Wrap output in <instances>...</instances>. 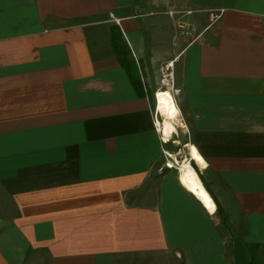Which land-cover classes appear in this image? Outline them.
<instances>
[{
  "label": "crops",
  "instance_id": "1",
  "mask_svg": "<svg viewBox=\"0 0 264 264\" xmlns=\"http://www.w3.org/2000/svg\"><path fill=\"white\" fill-rule=\"evenodd\" d=\"M167 59L214 213L162 172ZM0 264H264V0H0Z\"/></svg>",
  "mask_w": 264,
  "mask_h": 264
},
{
  "label": "rangeland",
  "instance_id": "2",
  "mask_svg": "<svg viewBox=\"0 0 264 264\" xmlns=\"http://www.w3.org/2000/svg\"><path fill=\"white\" fill-rule=\"evenodd\" d=\"M181 14L180 12L179 15ZM175 26L177 31H181L185 36L182 29L177 24ZM170 62L169 59L165 61L153 60L149 65V74H144L147 94L154 108L155 122L157 124L158 121V129L160 128L159 131L163 134H161L164 141L162 172L168 170L179 179L181 165L189 159L205 185L204 180H206L208 173L205 168H200L192 160L193 149L189 127L178 106V95L181 93V89L175 80L174 65L167 67ZM172 94H174L175 99ZM166 124H169L170 127H167ZM227 220L225 219L224 223L227 224Z\"/></svg>",
  "mask_w": 264,
  "mask_h": 264
},
{
  "label": "bare ground",
  "instance_id": "3",
  "mask_svg": "<svg viewBox=\"0 0 264 264\" xmlns=\"http://www.w3.org/2000/svg\"><path fill=\"white\" fill-rule=\"evenodd\" d=\"M172 97L175 99L174 94H172ZM166 126L170 127L169 124H166ZM180 170L179 180L182 185L195 195L210 212L214 213L217 208L216 203L200 179L191 161L189 159L184 161Z\"/></svg>",
  "mask_w": 264,
  "mask_h": 264
},
{
  "label": "built area",
  "instance_id": "4",
  "mask_svg": "<svg viewBox=\"0 0 264 264\" xmlns=\"http://www.w3.org/2000/svg\"><path fill=\"white\" fill-rule=\"evenodd\" d=\"M210 13V21L211 23L219 19L222 15V11H209ZM176 24L182 29L184 32L185 36L190 39V42H193L199 38L201 35L202 31L199 30L197 25L190 20H185L183 18H178L176 20ZM173 62L171 61L168 66H172ZM169 68V67H168ZM179 91V90H178Z\"/></svg>",
  "mask_w": 264,
  "mask_h": 264
}]
</instances>
